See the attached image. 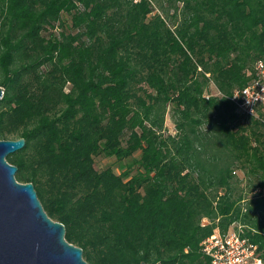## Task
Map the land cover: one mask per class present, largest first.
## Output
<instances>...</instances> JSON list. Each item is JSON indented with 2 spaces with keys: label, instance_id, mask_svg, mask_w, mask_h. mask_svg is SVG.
<instances>
[{
  "label": "trees",
  "instance_id": "obj_1",
  "mask_svg": "<svg viewBox=\"0 0 264 264\" xmlns=\"http://www.w3.org/2000/svg\"><path fill=\"white\" fill-rule=\"evenodd\" d=\"M261 61L264 0H0V141L89 264H211L236 223L264 255Z\"/></svg>",
  "mask_w": 264,
  "mask_h": 264
},
{
  "label": "water",
  "instance_id": "obj_2",
  "mask_svg": "<svg viewBox=\"0 0 264 264\" xmlns=\"http://www.w3.org/2000/svg\"><path fill=\"white\" fill-rule=\"evenodd\" d=\"M4 94L0 87V100ZM25 146L24 138L0 141V264H89L67 241L65 225L49 217L34 184L17 180L19 168L7 158Z\"/></svg>",
  "mask_w": 264,
  "mask_h": 264
},
{
  "label": "built area",
  "instance_id": "obj_3",
  "mask_svg": "<svg viewBox=\"0 0 264 264\" xmlns=\"http://www.w3.org/2000/svg\"><path fill=\"white\" fill-rule=\"evenodd\" d=\"M132 1L139 3L141 0ZM232 101L245 116L254 115L257 107L264 105V62L256 64L254 78L243 89L235 92ZM233 226L227 233L216 230L202 243L203 251L210 258L211 264H264L257 246L242 237L244 226Z\"/></svg>",
  "mask_w": 264,
  "mask_h": 264
},
{
  "label": "rangeland",
  "instance_id": "obj_4",
  "mask_svg": "<svg viewBox=\"0 0 264 264\" xmlns=\"http://www.w3.org/2000/svg\"><path fill=\"white\" fill-rule=\"evenodd\" d=\"M211 92L212 93H214V94H218V91H217V89L214 87V86H212V88H211ZM166 130H167V133H169V134H175L176 132H177V128H176V126H175V123H174V120H173V118H172V113H171V110L169 109L168 110V113H167V115H166ZM109 166H113L114 167V169H115V171L117 172V173H120V166L118 165V163L115 161V159H113V158H105V157H97L96 158V167H97V169H99V170H103V169H105V168H107V167H109ZM237 175L241 178V179H244L243 177H244V173L241 171V170H238L237 171ZM245 184H248V182H246V180H244V183H243V185H245ZM248 187V186H247ZM248 190H250L251 188H247ZM264 195V188H258L257 190H255L254 192H249L248 193V197L249 198H252L253 196H256V195ZM206 222V221H205ZM237 224V223H236ZM236 224H234V225H236ZM242 226V225H241ZM233 227H236V226H233ZM233 228H231V229H229L228 231L230 232V230H232ZM218 230V229H217ZM239 230V229H238ZM220 231V230H219ZM244 231H245V228L243 227V233L241 232V235H242V237H246V236H244ZM247 238V237H246ZM248 240H249V238H247ZM250 241V240H249ZM250 243H252L251 241H250ZM253 244V243H252ZM253 245H255V246H257L256 244H253ZM257 248H258V251H259V247L257 246ZM259 253L262 255V257L264 258V255H263V253H261L260 251H259Z\"/></svg>",
  "mask_w": 264,
  "mask_h": 264
}]
</instances>
